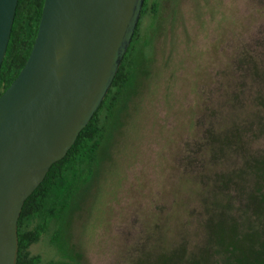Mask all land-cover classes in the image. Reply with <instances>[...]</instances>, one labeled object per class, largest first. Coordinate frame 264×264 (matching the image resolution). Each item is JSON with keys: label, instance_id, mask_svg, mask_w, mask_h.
<instances>
[{"label": "rangeland", "instance_id": "1", "mask_svg": "<svg viewBox=\"0 0 264 264\" xmlns=\"http://www.w3.org/2000/svg\"><path fill=\"white\" fill-rule=\"evenodd\" d=\"M149 7L97 160L68 170L42 213L49 223L30 247L40 264H156L179 250L225 264L222 214L263 225L248 195L264 159V0Z\"/></svg>", "mask_w": 264, "mask_h": 264}, {"label": "water", "instance_id": "2", "mask_svg": "<svg viewBox=\"0 0 264 264\" xmlns=\"http://www.w3.org/2000/svg\"><path fill=\"white\" fill-rule=\"evenodd\" d=\"M145 0H45L30 56L0 95V264H16L27 198L106 97ZM19 0H0V69Z\"/></svg>", "mask_w": 264, "mask_h": 264}, {"label": "trees", "instance_id": "3", "mask_svg": "<svg viewBox=\"0 0 264 264\" xmlns=\"http://www.w3.org/2000/svg\"><path fill=\"white\" fill-rule=\"evenodd\" d=\"M44 2L45 0H19L18 2L11 39L0 69V95L18 76L30 56L39 30ZM156 7L157 4L151 6L154 11ZM149 8V0H145L141 16H144ZM139 28V26L136 28L131 45L98 110L80 132L66 156L51 166L42 183L25 201L18 221L16 264L41 263L42 257L31 255L30 247L40 240L49 223L45 217L44 220L41 218L49 199L68 170L78 165L83 156L88 158V166L97 160L100 147H102L101 141L105 137L103 116L122 99L130 86L132 76H134L133 52L135 48L132 44L138 37ZM255 161L256 171L253 173L255 174V186L248 195L253 204H249L248 207L255 215L251 218L254 220L256 218L263 225H256V227L253 222H249L246 223L249 227L246 230L244 229L246 224L241 225L238 222L230 221L222 214V219L219 218L215 222L214 230L220 246L218 249L219 259H223L225 264H264V159ZM234 178L235 176H232L227 180L231 181ZM67 197L68 194L65 199ZM37 218L41 220L29 228ZM176 252L158 257L156 264H196V261L191 258L187 259L184 252L180 250L178 253Z\"/></svg>", "mask_w": 264, "mask_h": 264}]
</instances>
